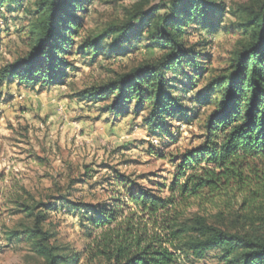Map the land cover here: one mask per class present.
Masks as SVG:
<instances>
[{"label": "rangeland", "instance_id": "obj_1", "mask_svg": "<svg viewBox=\"0 0 264 264\" xmlns=\"http://www.w3.org/2000/svg\"><path fill=\"white\" fill-rule=\"evenodd\" d=\"M169 1L84 0L73 15L76 29L65 35L70 38L62 48L56 84L28 85L16 79L0 84V264H44L21 234L32 224L24 210L53 200H59L55 211L42 224L49 246L61 255H80L79 264H99L101 259L91 256L110 226L91 227L84 206L110 210L112 200L124 196L121 176L167 197L183 155L203 146L206 120L221 102L216 81L246 44L248 15L264 0H223L216 14L179 29L185 48L197 57L190 63L188 54L165 71L168 92L182 110L166 120L164 130L152 132L143 124L147 105L135 113L130 103L116 117L107 110L110 95L95 104L79 97L161 56L148 30L154 32L155 16L165 12ZM17 2L7 0L0 7V70L34 49L39 0H20V7ZM160 6L149 23L139 26L138 13ZM126 23L134 29L116 50L107 31ZM228 200L192 202L185 216L200 215L208 223L264 239L263 203L249 206L237 194ZM132 210H125L123 217ZM13 231L20 235L8 240ZM180 261L223 264L216 251L202 260Z\"/></svg>", "mask_w": 264, "mask_h": 264}, {"label": "trees", "instance_id": "obj_2", "mask_svg": "<svg viewBox=\"0 0 264 264\" xmlns=\"http://www.w3.org/2000/svg\"><path fill=\"white\" fill-rule=\"evenodd\" d=\"M83 1L39 0L34 49L0 70V84L16 79L28 85H55L58 68L63 64L62 48L70 38L65 35L76 29L73 15ZM6 3L7 0H0V7ZM223 6V0H170L164 6L165 12L155 16L154 32L148 30L150 41L161 56L103 86L83 91L80 99L95 104L110 95L107 110L116 117L130 103L135 113L147 105L149 112L143 124L152 132L164 130L166 120L182 110L168 92L165 71L180 65L191 54L181 41L179 29L216 14ZM160 9L163 7L138 13L135 19L139 26L149 23ZM133 29L131 23L111 26L107 33L114 36L112 47H121ZM246 29V44L216 81L221 102L206 120L204 144L183 155L169 195H155L121 176L124 196L113 199L110 210L84 206L85 214H89L85 221L91 227L110 226L91 256L101 259L97 260L99 264H182V258L202 260L211 251L218 252L223 264H264V239L208 223L200 215L185 216V209L192 202L214 204L217 198L228 200L236 194L249 206L260 201L264 210V2L258 11L249 13ZM196 57L191 54L188 61L194 63ZM256 166H261V170L257 171ZM55 201L59 200L25 208L32 224L25 226L21 234L44 264H79L80 255H61L59 249L48 244L49 234L42 224L49 212L55 211ZM130 208V216L123 217ZM118 219L120 223H116ZM18 235L13 231L7 239Z\"/></svg>", "mask_w": 264, "mask_h": 264}]
</instances>
